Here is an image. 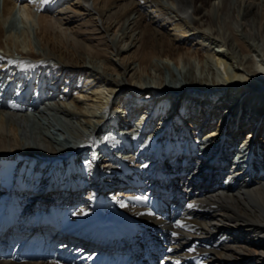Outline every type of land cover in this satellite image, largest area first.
Instances as JSON below:
<instances>
[{"label": "bare ground", "instance_id": "6f19581e", "mask_svg": "<svg viewBox=\"0 0 264 264\" xmlns=\"http://www.w3.org/2000/svg\"><path fill=\"white\" fill-rule=\"evenodd\" d=\"M70 1L0 0V62L59 60L32 81L50 100L0 105V264H264V89L247 84L264 56L245 39L264 55V0H170L168 25L161 0ZM18 9L33 23L21 36ZM193 57L247 83L196 94L190 74L167 80L168 60ZM107 108L115 122L89 146Z\"/></svg>", "mask_w": 264, "mask_h": 264}, {"label": "rangeland", "instance_id": "374dc122", "mask_svg": "<svg viewBox=\"0 0 264 264\" xmlns=\"http://www.w3.org/2000/svg\"><path fill=\"white\" fill-rule=\"evenodd\" d=\"M95 0H91L90 2L93 4ZM100 1V3H99ZM162 3L164 4L165 6V9L163 11H160L162 14L158 15L157 18H159L161 21H164L165 23H170L168 22L169 20H167L166 17H168V15L170 16L171 14L175 15V11L178 10L176 7L177 5H175L174 3H171L170 0H161ZM38 2V1H37ZM43 2V1H42ZM73 1L71 0L70 3H72ZM50 3V4H49ZM99 3V4H98ZM123 3V2H121ZM174 4V5H173ZM3 5V4H2ZM2 5L0 4V7H2ZM38 5V4H37ZM47 5V6H46ZM50 5H52V2L51 0H47V4L44 2L43 5L41 4L39 7L40 10H46V9H49L50 8ZM94 6H97V8L99 9L102 5H101V0H96L95 1V4H93ZM145 5V4H144ZM148 5H151V3H147L146 2V5L145 7H147ZM39 6V5H38ZM38 6H36L38 8ZM49 6V7H48ZM58 4L55 5L53 7V14L56 13V15H53L52 17H54L53 19L55 18H58V12L59 10L62 8L59 6V9L57 8ZM64 6V5H63ZM43 7V8H42ZM167 7V8H166ZM174 7V8H173ZM35 8V10H37L36 12L38 13L39 9ZM148 10H150L151 8H149V6L147 7ZM115 9H118V8H115ZM114 9V10H115ZM173 9V10H172ZM55 10V11H54ZM57 10V11H56ZM19 11V16L20 18H18V20L16 18H14V16H12L11 20H13V22L16 23L17 25V29H18V33L15 35H20L23 34L24 32H26V30L29 28L30 31L33 29V23L32 21L30 20H26L24 19V17H22V14L20 13V9H18ZM96 13H98L99 11L98 10H94ZM167 11V12H166ZM83 13H86L84 11H82ZM159 13V12H158ZM167 13V14H166ZM157 14V13H156ZM164 14V16H163ZM87 14L83 15V16H86ZM166 15V16H165ZM59 17H61V15H59ZM165 17V18H163ZM175 17V16H174ZM176 18H178L176 16ZM165 19V20H163ZM172 20V19H171ZM167 21V22H166ZM8 25V24H7ZM119 28V27H118ZM32 32V31H31ZM112 36L114 34H120L121 31L120 29L118 30L117 27L114 29V32L112 31ZM31 37H33V33H31ZM247 40V43L252 47L253 51H252V54H253V58L255 60V63L258 62V59L263 55V51H260L255 45H254V42L252 40H250L249 38H245ZM229 51H231L229 49V47L226 45L225 46V49L223 50V54H228ZM15 56L12 58H9V60H7L6 62H0L3 67L0 68L1 70V77L3 78H10V76L13 78L14 77V74H18V76L16 77V81L18 83H24L25 85H28L30 84L29 87H31V93L33 92L35 95L37 94V91H38V87H37V80H36V83L34 84V82H32V80L34 81L37 77H36V73H39L38 70H40V73L41 74H44L45 72V69L46 71L51 67V66H55V64H57V62H59V60H50V59H47L45 58V60H42V61H38L37 63L33 61V58H28V59H23L20 57V54H17L16 52H14ZM113 57V54L111 55ZM115 58V56H114ZM17 59V60H16ZM233 59V60H232ZM232 59H228L229 62H233L235 63L236 62V59L235 58H232ZM3 60V59H2ZM1 60V61H2ZM167 61V59H165ZM232 60V61H231ZM169 62V66L171 68V70H168L166 69V72H167V80L169 81V79L171 78H174L171 74V71L174 70L175 71V74H176V78L178 81H176V83L178 82H183L186 84V86L189 87L188 85V82H185V79L183 78V75L185 74H190V78L191 79H194L195 81L194 82H191L192 84V87L190 89H188V91H196V94H199L198 91H203L201 89V86L204 84V91L206 92H209L212 90H214L215 88L217 87H223V90L224 92L225 91H236L237 88L239 89L240 86L242 85V83H247V80H245L244 78H241V80L237 79L236 77L234 78L232 76L233 72H234V68L232 65H228V73L231 74L228 75L227 73H225L221 67L217 64V62L215 61V59H209L208 62H205V66L204 68L201 67V64H200V61L197 57H193L191 59V62L190 63H185L184 61H180V64L176 65L175 61L173 60H168ZM41 62V63H40ZM55 63V64H54ZM237 64V63H236ZM235 64V65H236ZM42 65V67H40ZM48 65V66H47ZM255 66V65H254ZM24 71V72H23ZM246 71V70H245ZM21 72V73H20ZM30 72L31 75H30ZM182 72V73H181ZM28 73V74H27ZM259 76L256 75V72L254 71V77L252 78V82H248L247 84H249V86L251 87V89L254 91V92H258L260 90H263L264 89V72H260L258 70L257 72ZM13 74V75H12ZM29 75L30 77H32L31 81L29 82H25V80H19V77L20 75ZM40 74V75H41ZM183 74V75H182ZM247 74V73H245ZM39 77V76H38ZM34 78V79H33ZM38 79V78H37ZM154 80H156L154 78ZM24 81V82H23ZM46 83H44V80L41 82V85L43 87V91L46 92L47 95H51L49 100L51 99V97L53 96V92L50 93L49 92V89L45 86ZM34 90H33V89ZM36 89V90H35ZM40 89V88H39ZM39 95V94H38ZM70 103L69 105L71 106V108H75V106L73 105V103L71 102H68ZM33 112V111H32ZM100 113H102V115H104L105 117H101V120L99 121V124L105 122L106 120V116L108 118L109 115H111V113H113L112 111H110V108H107L106 110L103 109L100 111ZM101 115V116H102ZM98 124V127L96 129H94V132L90 135L92 137H88L87 139V144L89 146H92L94 141H96V137L97 136L96 134L106 125H99ZM103 126V127H102ZM164 130V129H163ZM220 131H224V129H220ZM162 132V131H160ZM130 137V136H129ZM131 139H134L133 137ZM71 136H66L63 140H59V143L57 144L58 146L62 147V146H66L65 143H71ZM155 141V140H154ZM154 141L152 142L154 144ZM86 142V141H85ZM27 144H29V142H27ZM215 144H213L214 146ZM33 151H37V150H33Z\"/></svg>", "mask_w": 264, "mask_h": 264}, {"label": "snow or ice", "instance_id": "6c2138e0", "mask_svg": "<svg viewBox=\"0 0 264 264\" xmlns=\"http://www.w3.org/2000/svg\"><path fill=\"white\" fill-rule=\"evenodd\" d=\"M33 2H35V0H33ZM45 3H47V0H44ZM260 71H264V68H261ZM194 205H189V207H193ZM179 227H183V224L178 223ZM173 235H175V233H173ZM189 251H194V249H189ZM176 264H179V261L176 262Z\"/></svg>", "mask_w": 264, "mask_h": 264}]
</instances>
